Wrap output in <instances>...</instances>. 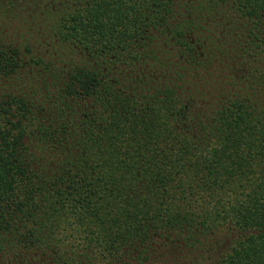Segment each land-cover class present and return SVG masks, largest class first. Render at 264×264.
Wrapping results in <instances>:
<instances>
[{"label":"trees","instance_id":"trees-1","mask_svg":"<svg viewBox=\"0 0 264 264\" xmlns=\"http://www.w3.org/2000/svg\"><path fill=\"white\" fill-rule=\"evenodd\" d=\"M0 264H264V0H0Z\"/></svg>","mask_w":264,"mask_h":264}]
</instances>
